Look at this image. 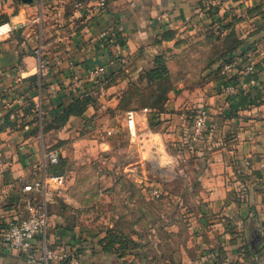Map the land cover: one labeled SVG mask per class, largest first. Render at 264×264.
Here are the masks:
<instances>
[{"label": "crops", "instance_id": "1", "mask_svg": "<svg viewBox=\"0 0 264 264\" xmlns=\"http://www.w3.org/2000/svg\"><path fill=\"white\" fill-rule=\"evenodd\" d=\"M212 1L109 0L91 17L97 0H0V20L13 28L0 38V264H30L29 254L2 240L8 222L28 215V203L47 207L48 243L73 251L70 264H264V94L243 72L222 68L251 53L264 86V0L220 8ZM104 32L124 44L120 58L104 45ZM196 36L210 37L212 47L223 42L224 50L195 85L179 79L172 58L181 39ZM166 60L175 82L158 105ZM100 66L105 74L92 77ZM227 82L235 94L225 93ZM203 107L209 130L189 143L190 112ZM123 149L122 174L131 178L116 189L126 192L115 202L123 212L114 216L116 230L94 237L81 225L86 200L77 193L86 174L79 166L92 150L107 164ZM54 151L57 172L45 166ZM145 165L172 188L181 181V193L144 205L135 176ZM57 173L66 177L62 185L24 191Z\"/></svg>", "mask_w": 264, "mask_h": 264}, {"label": "rangeland", "instance_id": "2", "mask_svg": "<svg viewBox=\"0 0 264 264\" xmlns=\"http://www.w3.org/2000/svg\"><path fill=\"white\" fill-rule=\"evenodd\" d=\"M210 37L201 38L200 36L188 37L181 39L179 47L176 48L172 58V64L174 69L179 72L182 76L180 80L191 81L194 84H199L203 81V74H206V71L212 65L213 58L217 54L221 55V52L224 50L223 42L220 44L214 43V47L211 46L212 40ZM215 39V38H214ZM173 52V51H172ZM214 64V63H213ZM167 68V60L165 62ZM204 80H206L204 78ZM174 79L170 77L169 69L167 68V73L165 78H162L159 84L160 93L164 92L165 97H168L169 89L172 87ZM160 95H158V98ZM126 140V139H125ZM126 141H123L122 145ZM90 149H95L90 148ZM125 152V153H124ZM126 150H122L118 153H113V158L107 164H101L100 152L92 150L90 152L91 159L89 163L79 166L81 168L80 172H85L86 179H81L80 184H85L86 188L80 189L78 195H81L82 200H86V204L82 207L84 216V221L81 223L82 226L90 229V234L94 237H100V234L106 231L107 227H111L109 230H116L117 224L114 223V216L122 213V208L116 205V200L118 198L125 197L123 190L117 191L118 183L131 181V178H127L122 174L123 164L127 161ZM119 157V160H118ZM190 164H188V167ZM117 167L119 170H117ZM103 169V171L100 170ZM106 168V169H105ZM105 172L111 173L112 180L108 183L106 182ZM182 177V176H181ZM185 179V177H183ZM136 180H139L142 184V187H139L136 196L140 201L145 205L148 204L147 200H163L167 198L166 193H171L173 195H179L181 189L177 184L181 183L178 181L175 184V187H171V183L167 182V176L164 173H156L153 168L148 165L139 167L136 176ZM190 183L191 180L187 179ZM146 184L149 186H155L159 188V192L156 194L153 193L155 190L151 191L146 187ZM153 188V187H152ZM111 200L113 205L108 201ZM111 205V206H110ZM111 207V208H110ZM86 211V212H85ZM83 215V214H82ZM115 225V226H114ZM113 227V228H112Z\"/></svg>", "mask_w": 264, "mask_h": 264}, {"label": "built area", "instance_id": "3", "mask_svg": "<svg viewBox=\"0 0 264 264\" xmlns=\"http://www.w3.org/2000/svg\"><path fill=\"white\" fill-rule=\"evenodd\" d=\"M109 0H97L96 5L90 12L91 17H95L104 11L107 7ZM228 0H213L212 6L220 8L222 3ZM13 31V28L4 23L0 25V38L7 36ZM104 45L111 46L113 54L117 58L121 57L124 44L117 40L115 36L109 33H102ZM259 49V48H258ZM223 71L228 73L243 72L249 78L248 84L257 93L264 94V86L259 82V71L256 63L252 60V54L233 55L222 64ZM106 72L105 66L95 68L91 75L92 77L103 76ZM231 79V78H230ZM238 88L236 85L227 82L224 91L228 95L235 94ZM264 99V96H263ZM191 126L188 135L189 143H196L206 137L207 131L210 127V112L206 108H199L191 110ZM129 126L133 128L134 118L133 115L129 116ZM60 154L56 151L46 156L45 166H56L60 163ZM66 180L65 175L59 174L53 177H44L43 180L35 182L31 186H26L24 191L38 192L47 190L50 181H54L58 185H62ZM28 215L26 217L14 219L6 225L2 233V240L5 246L20 253L29 254L30 264H70L76 260L75 253L69 250L66 245L52 246L48 243V234L52 227L50 213L45 205L35 206L28 203ZM36 256L32 255L36 251ZM220 264H235L230 259H226Z\"/></svg>", "mask_w": 264, "mask_h": 264}, {"label": "trees", "instance_id": "4", "mask_svg": "<svg viewBox=\"0 0 264 264\" xmlns=\"http://www.w3.org/2000/svg\"><path fill=\"white\" fill-rule=\"evenodd\" d=\"M4 23H6V22H2V21L0 20V25H1V24H4ZM159 68L162 69V72H161V73H158V77H157V79H156L158 82H159L162 78H165V75H166V73H167V68H166V66H165V62H163V65H162L161 67H159ZM159 90H160V89H159V84H158V95H160L159 98H158V95H157V104H158V105H160L163 101H165V100L167 99V98L165 97L164 92L160 93ZM60 164H61V159H60V163H59L58 165L54 166L52 170H54V171L57 172V171L59 170V166H60ZM57 174H62V173H57Z\"/></svg>", "mask_w": 264, "mask_h": 264}, {"label": "water", "instance_id": "5", "mask_svg": "<svg viewBox=\"0 0 264 264\" xmlns=\"http://www.w3.org/2000/svg\"><path fill=\"white\" fill-rule=\"evenodd\" d=\"M25 2H29V3H32V0H25Z\"/></svg>", "mask_w": 264, "mask_h": 264}]
</instances>
